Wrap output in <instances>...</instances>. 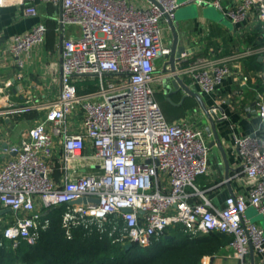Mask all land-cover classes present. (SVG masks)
<instances>
[{"label": "built area", "instance_id": "obj_1", "mask_svg": "<svg viewBox=\"0 0 264 264\" xmlns=\"http://www.w3.org/2000/svg\"><path fill=\"white\" fill-rule=\"evenodd\" d=\"M12 1L0 0V8ZM17 1L25 15L38 16L32 5L37 0ZM38 1L61 9V94L41 106L48 110L46 120L12 148L16 156L0 169V203L16 215L0 233L3 240L13 248L22 242L34 245L50 225L46 213L69 205L63 216L68 238L73 228L97 227L115 243L148 248L168 229L180 226L192 238L229 236L233 256L240 261L252 252L264 256V228L247 216L250 208L264 216V138L234 136L243 172L257 183L249 197L231 195L222 208L216 207L197 186V179L209 171L210 147L203 132L185 121L169 122L153 88L166 76L159 73L158 59L171 53L162 44L163 23L175 20L180 5L215 7L233 28L251 23L250 30L257 33L259 44L224 61L198 60L176 72L190 75L210 94L229 75L230 62L264 57V0H151L146 6L133 0ZM47 33L46 26L37 24L14 37L11 52L20 69L21 55L44 44ZM87 80H96V90L80 93L77 83ZM76 111L84 132L69 134L66 124ZM258 114L264 120V102ZM227 118L222 110L219 119ZM54 135L63 138L67 175L62 186L50 178L52 168L44 160L52 156ZM86 140L95 150V169L84 174L80 168L88 164ZM83 199L87 202L71 205ZM22 211L27 215H19Z\"/></svg>", "mask_w": 264, "mask_h": 264}, {"label": "crops", "instance_id": "obj_2", "mask_svg": "<svg viewBox=\"0 0 264 264\" xmlns=\"http://www.w3.org/2000/svg\"><path fill=\"white\" fill-rule=\"evenodd\" d=\"M133 1L136 5L146 6L151 0ZM186 1L180 0V3ZM32 5L38 9L37 17L25 15L23 6L17 0L0 8V169L16 156L12 148L28 136L34 125L46 120L48 110L41 106L56 100L61 94L62 38L57 31L61 10L59 6L38 0ZM219 13L215 7L191 4L185 6L183 19L177 21L175 18L172 24L163 23L162 44L170 48L171 53L158 59L159 73L166 76L161 81L157 80L153 88L169 122L185 121L190 128L203 132L210 147L209 171L197 179V186L213 205L222 208L228 196L249 197L257 183L243 172L242 159L233 138L245 135L264 138V120L258 114L259 103L264 102V57L258 55L241 63L230 62L229 75L219 90L210 94L202 92L190 75L176 73L198 60L224 61L237 50L259 44L257 33L250 30L251 23L235 29ZM250 18L252 20L253 16ZM37 24L48 28L46 40L29 55H21L24 67L20 69L18 58L11 52L13 39ZM75 32L76 29L70 30V33ZM20 72L23 74L21 78L18 77ZM177 76L189 92L182 87L176 90L172 81ZM77 87L80 93L94 91L97 88L96 80L80 81ZM211 108H217L219 118L222 110L228 118L219 119L215 130L213 128L209 133L207 128L212 126L206 111ZM78 112L68 118L66 131L69 134L84 132ZM84 153L88 164L80 168V172L85 174L95 169V150L90 140H86ZM44 160L52 168L50 178L57 186L64 185L67 173L64 170L61 136H53L52 156ZM36 204L42 207L40 198H36ZM19 215L27 213L22 211ZM247 216L264 228V216L258 215L252 208ZM0 218L1 233L7 224L16 220V215L4 209L0 203ZM200 264H264V256L252 252L240 261L233 256L228 243L215 256H205Z\"/></svg>", "mask_w": 264, "mask_h": 264}, {"label": "trees", "instance_id": "obj_3", "mask_svg": "<svg viewBox=\"0 0 264 264\" xmlns=\"http://www.w3.org/2000/svg\"><path fill=\"white\" fill-rule=\"evenodd\" d=\"M69 205L49 210L47 229L41 230L34 245L22 242L17 248L0 234V264H200L231 242L220 234L190 237L182 227L168 229L148 248L133 246L129 251L97 227H76L68 238L63 216Z\"/></svg>", "mask_w": 264, "mask_h": 264}, {"label": "water", "instance_id": "obj_4", "mask_svg": "<svg viewBox=\"0 0 264 264\" xmlns=\"http://www.w3.org/2000/svg\"><path fill=\"white\" fill-rule=\"evenodd\" d=\"M61 10V9H60ZM169 23L172 24V21H170ZM176 52V46L174 48V53ZM174 61V59H173ZM172 61V64H173V67H174V62ZM172 84L174 85V87L176 88V90H180V88H184L186 89L188 92V88L186 87V85L182 82V80L177 76L175 80L172 81ZM206 114H207V118H208V121L211 123V126L212 127H208L207 128V131L209 133H211V129L213 130L214 126L219 123V118L216 114H208V112L206 111ZM215 130V128H214ZM89 201L91 202H98L97 199H89ZM82 202L86 203L87 200L86 199H83V200H77V201H74L71 203V205H80ZM128 211V210H127ZM125 248L127 251L131 250L133 248V244H126L125 245Z\"/></svg>", "mask_w": 264, "mask_h": 264}, {"label": "rangeland", "instance_id": "obj_5", "mask_svg": "<svg viewBox=\"0 0 264 264\" xmlns=\"http://www.w3.org/2000/svg\"><path fill=\"white\" fill-rule=\"evenodd\" d=\"M178 1L180 2V0H178ZM190 5H191V4H190ZM212 8H213V7H212ZM184 9H185V6L182 7V6L180 5L179 9L176 11L175 17H176V20H177V21L183 19L184 15H185V14H183V10H184ZM219 14H221V13H219ZM221 15H222V14H221Z\"/></svg>", "mask_w": 264, "mask_h": 264}]
</instances>
